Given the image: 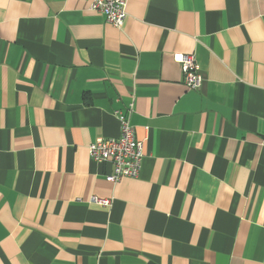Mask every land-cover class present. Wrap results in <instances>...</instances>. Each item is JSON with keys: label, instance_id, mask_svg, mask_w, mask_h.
Returning a JSON list of instances; mask_svg holds the SVG:
<instances>
[{"label": "crops", "instance_id": "0c3cea01", "mask_svg": "<svg viewBox=\"0 0 264 264\" xmlns=\"http://www.w3.org/2000/svg\"><path fill=\"white\" fill-rule=\"evenodd\" d=\"M89 3L0 0V264H264V0ZM132 99L109 182L88 145Z\"/></svg>", "mask_w": 264, "mask_h": 264}, {"label": "built area", "instance_id": "2783aa9c", "mask_svg": "<svg viewBox=\"0 0 264 264\" xmlns=\"http://www.w3.org/2000/svg\"><path fill=\"white\" fill-rule=\"evenodd\" d=\"M89 9L101 13L106 21L115 27H120L127 16L126 0H90ZM178 62L181 67L182 83L188 88L200 87L203 77L193 55L181 53L178 55ZM132 111L133 99L125 110L114 112L119 123V135L97 139L88 145L90 158L97 162L106 161L111 164V172L105 175L109 182H117L122 177L134 178L141 168L143 142L136 137L134 127L130 123ZM91 201L108 206L111 198L93 196Z\"/></svg>", "mask_w": 264, "mask_h": 264}]
</instances>
